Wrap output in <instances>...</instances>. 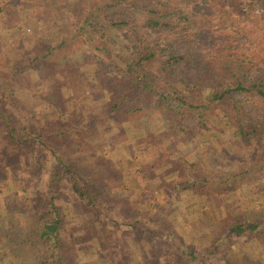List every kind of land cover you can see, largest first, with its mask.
I'll use <instances>...</instances> for the list:
<instances>
[{"label": "trees", "instance_id": "16d2710c", "mask_svg": "<svg viewBox=\"0 0 264 264\" xmlns=\"http://www.w3.org/2000/svg\"><path fill=\"white\" fill-rule=\"evenodd\" d=\"M255 4L264 7V0H18L9 19L29 18L31 33L19 36L22 50L7 56L8 67L0 70V155L10 161L0 164V172L4 176L18 162L29 176L45 173L46 192L22 211L33 220L31 243L54 255L43 259H72L71 244L59 238L64 216L53 201L64 192L79 201L81 218L137 230L135 222L145 240L157 237L150 264L198 258L155 217L138 224L142 200L124 204L112 193L129 171L114 152L122 143L143 155L132 164V176L162 182L168 203L178 202L181 193L204 194L224 211L209 228L211 251L202 248L201 259L230 244L229 237L264 238V206L228 210L220 200L236 193L234 204L242 194L264 190V115L256 104H264V12L255 13ZM161 31L169 35V46L186 44L184 50L165 52L160 38H153ZM237 37L259 49L245 56L231 44ZM39 67L33 85L41 89L20 88L16 77ZM242 99L254 104L252 117ZM185 118L196 126L184 124ZM115 127L117 144L108 135ZM194 135L206 139L202 161L173 163L179 146ZM211 156L217 171L208 165ZM47 222L57 229L46 230ZM27 241L10 239L0 264H11L4 256L18 253L19 243ZM221 259L248 264L243 257Z\"/></svg>", "mask_w": 264, "mask_h": 264}, {"label": "rangeland", "instance_id": "374dc122", "mask_svg": "<svg viewBox=\"0 0 264 264\" xmlns=\"http://www.w3.org/2000/svg\"><path fill=\"white\" fill-rule=\"evenodd\" d=\"M51 4L57 3L58 0H49ZM246 5V4H245ZM243 5V9L246 6ZM18 0H0V70L4 71L8 65H5L7 56L12 58L18 57L22 47L19 46L18 38L22 34L31 33V21L22 14L16 16L15 21H10V14L17 12ZM18 10L19 7H18ZM253 11L257 14L264 12V7L258 4L253 6ZM5 20V22H3ZM2 22V23H1ZM16 26V28H14ZM16 29V30H15ZM13 31V32H11ZM49 35H43V37ZM169 36V35H168ZM168 36L165 32H160L153 35V38H160L163 42L165 52H171L173 49L182 52L186 44H174L173 47L169 46L166 42ZM233 46L241 50L245 56H252V53L258 50V46L253 50L252 45L244 41L241 37H237L232 41ZM54 42H51L53 44ZM24 47V46H23ZM189 50V47H187ZM191 51L194 48H190ZM258 56H261L258 55ZM256 58V57H255ZM255 60V59H254ZM5 66V67H3ZM109 71H112L106 67ZM41 74V70L32 68L20 73L16 77V82L20 88H32L36 92L41 89L37 79ZM29 91V90H27ZM27 91H25L27 93ZM249 116L255 112L254 104L251 101L242 99ZM260 115H264V104L258 103ZM46 104H41V109L47 108ZM252 117V116H251ZM184 124H191L196 126L197 122L193 118H185ZM134 131V125L131 126ZM130 127V128H131ZM132 131V132H133ZM117 128H112L109 132V138L112 142L117 144ZM194 142V143H193ZM7 144V141H5ZM117 146L114 151L115 154L124 162L125 170H129L123 176L122 186L114 188L112 193L116 194L118 200L124 204L129 203L135 205L136 200H142L150 207L146 215L141 211H145L146 207L143 205L136 206L140 210V217L138 224L140 226L148 224L146 222L148 217H155V223H159L160 227H170V230L177 234L183 241L182 243L189 246L191 252L198 256L195 260L180 256L174 260V264H225L221 258H231L232 260H240L244 258L248 264H264V238L259 241L251 235L234 236L230 238V244L224 248L219 245L217 253L205 255L201 259L200 254L202 248L206 253L211 251L209 245V228L210 226L217 225L219 219L223 216L224 211L215 210V201L209 195H202L200 197L193 194L181 193V199L174 203H168V194L162 188L163 183L149 182L146 179L132 176V164H135L143 156L140 152L133 151V148L126 143ZM197 144V145H196ZM196 145V146H195ZM207 146L206 139L202 136L194 135L190 142L186 145H180L179 150L171 159L172 162L198 161L204 158L201 153V147ZM2 142L0 141V148ZM1 152V150H0ZM9 161L8 157L0 155V164H5ZM202 161V160H201ZM10 162V161H9ZM211 170L217 171V158L210 157L208 163ZM207 165V167H208ZM135 166V165H134ZM7 174L4 176L0 172V255L1 251L6 249L10 244V239L27 238V245H22L18 253L14 255H6L4 259L11 264H150L152 250L156 251L158 247L157 237L152 238V241L145 240L144 236L137 232L140 227L133 222V225L138 228L135 230L127 225L119 224L111 225V223L102 222L101 219L81 218V209L77 198L68 192H64L59 196V199L54 198L53 201L60 207L61 213L64 216L63 226L59 232V238L67 245L72 246L70 261L61 260L60 262L48 261L51 256L46 250V246L41 244L31 243L33 238V230L31 224L32 218L29 219L24 211V207L29 201L33 199L38 193L46 192L45 173L41 172L40 177L27 175L23 167L18 162H13L6 168ZM138 181V183L136 182ZM60 191L63 189L60 188ZM135 190V191H134ZM235 191H239L236 190ZM244 191V190H243ZM143 194V197L141 195ZM242 198L234 204H230L238 195L222 194L220 196L221 205L228 210L235 208H246L254 206L259 208L264 206V190L253 192L251 194H242ZM23 201V203H21ZM30 202V201H29ZM144 207V208H143ZM20 212V213H19ZM156 212L158 215L156 216ZM46 225H51L47 222ZM53 231L57 229V226ZM98 225V226H97ZM153 226L152 223L149 224ZM84 228H87L84 230ZM51 231V232H53ZM86 232V233H84ZM103 232V236L101 233ZM106 234V236H105ZM96 235L101 236L98 239ZM96 236V237H95ZM94 240L92 241V239ZM16 241V240H12ZM180 241V240H179ZM177 241V243L179 242ZM30 242V243H29ZM70 251V249H69ZM159 252V251H158ZM226 254V255H223ZM46 256L48 259L45 260ZM1 258V257H0ZM43 260V261H42ZM50 260V259H49ZM169 260V259H168ZM5 263H8V262Z\"/></svg>", "mask_w": 264, "mask_h": 264}, {"label": "water", "instance_id": "95a60500", "mask_svg": "<svg viewBox=\"0 0 264 264\" xmlns=\"http://www.w3.org/2000/svg\"><path fill=\"white\" fill-rule=\"evenodd\" d=\"M54 227L55 226L53 224L45 226L46 230H48V231H53Z\"/></svg>", "mask_w": 264, "mask_h": 264}]
</instances>
